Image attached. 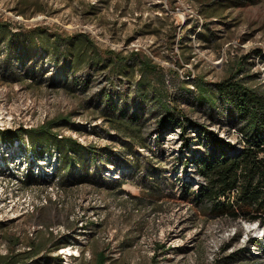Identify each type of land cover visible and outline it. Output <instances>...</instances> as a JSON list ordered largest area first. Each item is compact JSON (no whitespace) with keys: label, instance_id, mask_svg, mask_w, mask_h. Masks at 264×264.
Wrapping results in <instances>:
<instances>
[{"label":"rangeland","instance_id":"374dc122","mask_svg":"<svg viewBox=\"0 0 264 264\" xmlns=\"http://www.w3.org/2000/svg\"><path fill=\"white\" fill-rule=\"evenodd\" d=\"M211 12L220 15L206 17ZM0 25L86 33L104 54L139 52L158 67L148 73L153 89L142 103L139 67L129 77L109 68L74 75L69 61L56 64L40 48L9 57L0 44V129L65 118L61 137L105 151L79 159L88 175L78 166L59 177L54 158L25 169L20 143L9 152L14 162L3 159L0 143V264H89L99 253L109 264H264V228L214 217L197 201L205 182L192 158L206 149L199 128L188 129V144L179 129L158 134L165 104L219 137L234 134V144L244 140L210 120L197 104L196 82L251 76L264 86V0H0ZM102 93L119 108L142 105V131L113 128L102 116ZM34 167L37 177L24 183Z\"/></svg>","mask_w":264,"mask_h":264},{"label":"trees","instance_id":"16d2710c","mask_svg":"<svg viewBox=\"0 0 264 264\" xmlns=\"http://www.w3.org/2000/svg\"><path fill=\"white\" fill-rule=\"evenodd\" d=\"M219 6L223 7L222 10L231 7L221 4ZM217 15L220 14L211 12L206 17L212 18ZM0 44L7 46L9 57L17 50L29 55L31 47L40 48L56 64L61 60L69 61L74 75L86 68L91 70L109 68L119 75L129 77L139 67L142 78L137 84V97L142 103L151 97L150 91L153 89L148 73L158 70L149 56H142L139 52H133L129 57H123L114 51L102 53L91 36L86 33L48 34L39 28L14 32L8 26L0 25ZM28 58L33 59L32 56ZM254 81L251 76L243 78L232 76L216 83L208 84L203 80L196 82L197 104L210 110L211 113L208 114L210 120L213 123H227L231 129L244 135V140H236L235 144L231 138L234 134H229L227 138L219 137L208 128L194 125L183 112L161 104V101L158 102L156 94L153 97L155 102L161 104L160 108L163 111L164 120L159 121L158 134L179 129L181 138L186 140L187 144L189 141L186 136L191 127L197 126L203 134L205 145L202 143L201 145L206 148L205 152L200 155L194 154L192 158L197 173L205 182L199 189L197 201L205 204L207 212L214 217L242 219L264 228V86L255 85ZM99 102L104 106L102 116L113 128L122 127L141 132L145 127L147 112L142 105L133 110L119 108L111 96L103 93L99 96ZM156 114L153 109L151 117L154 118ZM66 122L65 118H59L37 128L21 127L20 132L0 129V143L13 147L15 143L21 142L24 152L40 161L54 158L62 165L59 177L72 176L78 166H82L83 173L88 175L86 162L79 159L85 156L97 159L105 151L83 146L70 137H61L59 131ZM143 146L147 147L145 144ZM30 171L24 179L26 184L36 177L33 171ZM115 182V186L122 187V180ZM234 192L236 194L233 195ZM190 194L194 193L190 191ZM250 243L257 246L261 244V240L250 239ZM109 263L110 258L105 253L97 254L94 260L89 262Z\"/></svg>","mask_w":264,"mask_h":264},{"label":"built area","instance_id":"2783aa9c","mask_svg":"<svg viewBox=\"0 0 264 264\" xmlns=\"http://www.w3.org/2000/svg\"><path fill=\"white\" fill-rule=\"evenodd\" d=\"M20 143V145H21V148H19V149H21V151H23V152H20V153H22L21 155H23V157L25 158V160L27 159V161H24L23 162V167L25 168V169H27V164H29L30 165V168H32L35 164H37L39 167H40V169H42V166H40L41 165V163L43 162V161H40V160H38L37 158H35L34 156H32V155H30V156H28L27 155V153L26 152H24V150H23V147H22V143L21 142H17V143H15V145H17V144H19ZM15 145L13 146V147H10V146H7V145H5V144H2V147H1V149H2V154H1V156H3V159L5 160V159H9L10 160V162H14V161H16L17 159V156H16V154L13 152V153H10V157H9V152L15 147ZM18 153V152H17ZM13 156V157H12ZM10 158H12V159H10ZM45 161H47V159L45 160ZM44 161V162H45ZM39 167H34L33 169H28L27 170V173H28V171L29 170H32L33 171V173H34V171L35 170H37L38 172H40V169H39ZM35 174V173H34ZM35 176L37 177V175L35 174ZM258 225V224H257Z\"/></svg>","mask_w":264,"mask_h":264},{"label":"bare ground","instance_id":"6f19581e","mask_svg":"<svg viewBox=\"0 0 264 264\" xmlns=\"http://www.w3.org/2000/svg\"><path fill=\"white\" fill-rule=\"evenodd\" d=\"M256 224V223H255ZM254 225V224H253Z\"/></svg>","mask_w":264,"mask_h":264}]
</instances>
